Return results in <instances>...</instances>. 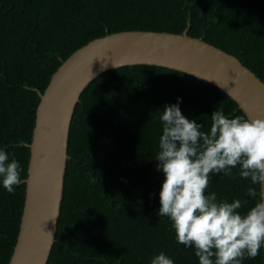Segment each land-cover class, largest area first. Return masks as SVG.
I'll return each instance as SVG.
<instances>
[{"label": "trees", "instance_id": "1", "mask_svg": "<svg viewBox=\"0 0 264 264\" xmlns=\"http://www.w3.org/2000/svg\"><path fill=\"white\" fill-rule=\"evenodd\" d=\"M139 29L198 37L235 56L264 83V0H0V150L26 174L34 108L49 75L74 48L107 32ZM210 126L223 110L245 116L215 85L187 72L148 63L123 64L92 77L75 101L53 240L44 264H150L160 252L174 264H199L159 216L163 182L161 109L176 104ZM212 174L206 194L247 200L250 182ZM24 182L0 186V264L18 227ZM241 264H262V252Z\"/></svg>", "mask_w": 264, "mask_h": 264}, {"label": "water", "instance_id": "2", "mask_svg": "<svg viewBox=\"0 0 264 264\" xmlns=\"http://www.w3.org/2000/svg\"><path fill=\"white\" fill-rule=\"evenodd\" d=\"M148 63L199 77L232 98L246 118L264 119V83L230 53L181 32L127 29L90 38L55 67L36 91L24 193L6 264H44L53 240L72 108L84 85L105 69ZM114 65V66H113ZM264 264V247L261 248Z\"/></svg>", "mask_w": 264, "mask_h": 264}, {"label": "clouds", "instance_id": "3", "mask_svg": "<svg viewBox=\"0 0 264 264\" xmlns=\"http://www.w3.org/2000/svg\"><path fill=\"white\" fill-rule=\"evenodd\" d=\"M114 66V65H113ZM115 67V66H114ZM166 104L159 116L162 134L155 157L163 174L158 215L167 217L179 244L194 249L199 264H241L254 259L264 247V119L229 117L223 110L210 116L208 131ZM248 180V195L255 203L241 211L247 200H218L206 194L210 176L222 173ZM20 163L0 150V186L13 194L22 183ZM150 264H174L164 252Z\"/></svg>", "mask_w": 264, "mask_h": 264}]
</instances>
